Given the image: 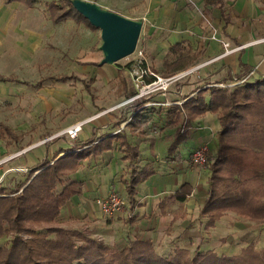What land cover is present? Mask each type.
<instances>
[{
  "label": "crops",
  "instance_id": "1",
  "mask_svg": "<svg viewBox=\"0 0 264 264\" xmlns=\"http://www.w3.org/2000/svg\"><path fill=\"white\" fill-rule=\"evenodd\" d=\"M174 1L178 2L179 20L183 16L186 17L188 12H185L184 8L180 9L181 6L196 4L200 7L206 16L219 26L218 36L215 38L218 41L209 40L197 51L193 49L197 54L196 60L176 69L179 71L188 68L195 64V61L200 64L189 78V83L192 84L190 91L185 92L184 81L178 82L179 90L176 89V93L168 91L166 98L170 101L180 100V103H143L132 106L134 99L128 101L130 97L122 95V99L126 101L117 107L118 109H105L101 115L91 116V119L85 118L90 120L82 125L74 141H84L95 136L93 138L96 139L91 142H98L95 154L78 160L77 167L70 171L73 177L69 175V179L82 181L81 191L65 202L54 224L62 228L80 230L87 236L99 238L105 244L118 249L132 240L149 241L153 249L164 256L176 249L192 252L196 246L202 250L213 249L218 253L233 255L240 251L242 241H255V246L264 251V228L260 231L261 227L256 226L264 225L262 218H250L247 214L228 209L216 218L212 225L207 226L208 219L202 213V207L208 195V168L196 166L189 160L191 152L201 142H206L209 149H215L218 122L215 115L209 111L192 118L187 117L188 113L182 104L205 86L218 85L221 83H217L218 81L228 76L234 77L243 68H247V72L254 77L264 74V0H219L217 5L204 0ZM17 4L27 7L33 5H26L18 0H0V99L5 91L11 93L13 87L17 86L20 89L22 86H42L48 80H78L76 75L70 72L59 74L72 76L70 79L59 80L56 79L59 75H47L42 78L40 84L38 82L41 80L34 84L18 75L26 59L20 49L21 40L16 37L18 30L14 10ZM188 16L196 17V14L193 11ZM223 44L233 51L209 61L222 52L225 48L222 47ZM241 45L246 46L240 47ZM127 88H131V85ZM162 96L153 94L148 100L162 103L165 98ZM149 111L161 123L164 121L166 124L169 121L171 127H165L162 132L157 131L159 136H150L151 129L145 131V127L141 128L148 121V117L143 118V113L148 114ZM78 121L81 119L76 120ZM6 128L12 133L8 126ZM61 134L64 136H60ZM61 134L56 135L55 140H47L46 145L31 158L26 155L44 142L24 147L27 149L22 154L5 160L15 161V165H24L28 170L34 169L44 158L52 159V162L72 151L70 147L73 139L64 133ZM181 134L183 136H180L179 143L187 140L190 148L183 154L177 148L178 143L168 155V145ZM139 135L143 138H138ZM143 139H146L144 143L141 142ZM126 145L137 151L134 160L136 165L133 168L136 167L134 176L138 174L140 178L134 187L132 202L124 182L129 176V159L123 157ZM83 148H87V145H81L74 150ZM154 155H157L158 159H153ZM94 157L99 160L98 163L92 160ZM9 173L5 170L6 176ZM75 175L77 177H74ZM4 179L0 177V185L4 183ZM184 184L188 186L189 192L184 199L179 200L182 192L180 187ZM110 191L119 193L124 199V204L121 211L105 216L97 199L106 197ZM260 241H263L261 246ZM237 249L239 250L236 252Z\"/></svg>",
  "mask_w": 264,
  "mask_h": 264
},
{
  "label": "trees",
  "instance_id": "2",
  "mask_svg": "<svg viewBox=\"0 0 264 264\" xmlns=\"http://www.w3.org/2000/svg\"><path fill=\"white\" fill-rule=\"evenodd\" d=\"M18 1L31 5L36 0ZM62 1L71 5L70 0ZM204 1L215 5L220 3L219 0ZM48 6L50 11L60 9L58 3L53 1ZM64 15L58 14L55 20ZM195 58L191 47L175 42L169 49L163 74L173 73ZM247 71V68H243L234 77L228 76L217 82L227 84L235 79L243 80L232 87L205 86L182 103L187 117L209 111L218 122L215 149L208 150L205 164L209 175L208 195L202 213L208 219L207 226L228 209L247 214L250 218L264 219V74L254 77ZM70 78L72 76L56 77L59 80ZM123 91L128 98L135 93L132 86L124 87ZM149 97L134 99L131 105L143 104ZM5 131L13 136L7 128ZM180 136L182 138L183 135H178L168 145V155L181 140ZM93 137L84 141H74V138L70 147L72 151L52 162V159L41 160L31 170L36 173L30 179L3 181L0 186V237L10 235V242L7 247L0 245V264H264V251L255 246V241L247 243L233 255L218 253L213 249L202 250L196 246L192 252L176 249L164 256L159 255L149 241L132 240L118 249L80 230L57 225L35 229L26 225L52 223L65 202L81 191L82 181L69 179V174L77 167L78 160L95 153L98 142L91 144L96 139ZM81 145H87V148L74 150ZM125 149L123 157L129 159V176L124 179L125 190L132 202L134 187L140 179L138 174L134 176L136 167L133 168L137 151L129 145ZM63 176L67 182H64ZM8 183L11 186L6 188ZM180 190L179 200L184 199L189 188L184 184ZM21 232L30 236L23 238Z\"/></svg>",
  "mask_w": 264,
  "mask_h": 264
},
{
  "label": "rangeland",
  "instance_id": "3",
  "mask_svg": "<svg viewBox=\"0 0 264 264\" xmlns=\"http://www.w3.org/2000/svg\"><path fill=\"white\" fill-rule=\"evenodd\" d=\"M51 1L58 3L60 9L50 11L48 5H51ZM88 1L104 9L116 11L125 17L142 21L136 49L131 55L117 60L114 64L99 63L103 57L99 48L101 44L99 29L91 26L71 5H67L62 0H36L30 7L22 4L15 6V22H17L18 30L16 37L21 40L20 49L26 59L18 75L34 84L47 75L56 76L70 72L79 79L74 82L48 80L38 87L22 86L19 89L17 86L13 87L11 93L5 91V94H2L3 97L0 99V177L5 178V181L30 179L34 174L27 167L23 170L20 164L15 165V161L4 160L13 152L33 146L37 142H44L26 155L27 158H31L46 145L47 140L50 138L55 140L56 135L61 134L62 130L68 126L76 124V120L101 115L105 109H118L117 107L126 101L122 99L124 87L131 85L128 72L124 68L140 74V70L147 67L154 74L164 77L167 75L163 74V71L166 70L165 62L169 59V49L175 42H181L185 47H191L192 50L197 51L206 41H218L215 38L218 36L219 26L196 4L181 6L180 9L184 8V11L188 10V12L186 17L183 16L179 20L178 2L174 0ZM193 11L196 17L188 16ZM63 13L66 15L55 20L58 14ZM219 43L221 44V41ZM225 45L223 44L222 47L224 48ZM194 50L193 53L197 55ZM194 63L190 67L199 64L196 61ZM189 78L188 76L178 80L168 88L170 90L168 91L176 93V89L179 90L178 82L184 81V89L187 93L192 87ZM222 84L224 85L220 83L212 86L220 88ZM229 87L232 86L229 85ZM169 97L173 96L169 95ZM144 113L143 118L148 117V121L141 128L145 127V131L151 129L152 134L148 133L150 136L153 134L159 136L157 131L162 132L165 131V127L167 129L168 126L171 127L169 121L166 124L164 121L161 123L158 118L152 116V112ZM7 126L11 129L14 138L5 131ZM140 137L143 138L139 135L138 138ZM146 138L149 139L147 136ZM145 140L141 142L144 143ZM177 148L184 154L190 145L187 140H182ZM152 158L158 159V156L154 155ZM68 159L72 160L70 157ZM92 160H96L97 163L99 161L95 157ZM5 170L10 172L7 176ZM69 175L73 177V174ZM64 178L63 176L64 182H67L68 180ZM10 186V183L6 184V188ZM26 225L36 229L55 224L52 221L50 224ZM256 226L261 227L260 231H263L264 225ZM21 235L23 238L30 236L25 232H21ZM9 238L10 235L0 237V245L7 247ZM247 243L242 241L240 247ZM262 244L263 241H260L259 245Z\"/></svg>",
  "mask_w": 264,
  "mask_h": 264
},
{
  "label": "built area",
  "instance_id": "4",
  "mask_svg": "<svg viewBox=\"0 0 264 264\" xmlns=\"http://www.w3.org/2000/svg\"><path fill=\"white\" fill-rule=\"evenodd\" d=\"M243 46L246 45H241L240 47ZM230 51L231 50L225 47L224 50H222V52L219 53L218 56L211 58V60L209 61L216 60L217 58H219V56H222ZM199 66L200 64H197L188 69L179 70L176 71L175 73L168 74L164 77L154 74L147 67L145 69L144 68L141 69L140 74H137V72L134 70L129 71L127 68H125V70H127L126 72H128V76L130 77L131 86L135 91L133 96L130 97L128 101H132L133 99H137L140 97L147 98L148 96H152L153 94L160 93L165 97L162 103L148 100L147 102H145L144 105H148V104L172 105V104L180 103V100L170 101L166 98L167 91L169 90L168 88L172 84L176 83L178 80L184 77H188V76L191 77L193 73L199 68ZM242 81H243L242 79L241 80L235 79L234 82L230 83L229 85L233 86L234 84H238ZM222 86H225V84L224 85L222 84ZM91 118L92 117H90V119ZM90 119H83L81 121H78L76 122V124L68 126L67 128L63 129L61 133H64L66 136L70 137L71 139H74L76 138L77 132L82 128V125L88 122V120ZM181 131H184V129H181ZM26 149L27 148H22L18 150V152H15L14 154L10 155L7 158L17 157L20 154H22ZM208 150H209V146L207 145L206 142L199 143L197 146H195V148L191 152L189 161H191V163L196 166H200V167L205 166V164L207 163L206 158H207ZM21 166L23 170L24 169L26 170V167L24 165ZM97 203L99 204L102 213L105 216H108L121 211L122 205L124 204V199L121 195H119L115 191H110L106 197L98 198Z\"/></svg>",
  "mask_w": 264,
  "mask_h": 264
},
{
  "label": "water",
  "instance_id": "5",
  "mask_svg": "<svg viewBox=\"0 0 264 264\" xmlns=\"http://www.w3.org/2000/svg\"><path fill=\"white\" fill-rule=\"evenodd\" d=\"M70 3L94 28L99 29V48L103 53L99 63L114 64L135 51L141 20L125 17L88 0H70Z\"/></svg>",
  "mask_w": 264,
  "mask_h": 264
}]
</instances>
